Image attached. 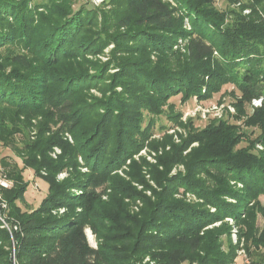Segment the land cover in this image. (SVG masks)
Returning <instances> with one entry per match:
<instances>
[{
	"label": "trees",
	"instance_id": "16d2710c",
	"mask_svg": "<svg viewBox=\"0 0 264 264\" xmlns=\"http://www.w3.org/2000/svg\"><path fill=\"white\" fill-rule=\"evenodd\" d=\"M77 1L0 0V145L24 164L1 159L14 184L0 186L8 205L0 264H232L243 237L249 264H264V227L256 225L264 217V0H229L237 4L229 11L215 0ZM110 44L107 61L89 57ZM229 83L236 112L201 129L170 101L210 98ZM161 117L186 129L179 142L163 124L154 136ZM145 147L163 148L158 164L142 158L156 186L134 158ZM129 159L142 190L117 172ZM26 168L49 183L31 209ZM109 188L111 207L102 199ZM124 196L141 198L142 213L129 214Z\"/></svg>",
	"mask_w": 264,
	"mask_h": 264
},
{
	"label": "rangeland",
	"instance_id": "374dc122",
	"mask_svg": "<svg viewBox=\"0 0 264 264\" xmlns=\"http://www.w3.org/2000/svg\"><path fill=\"white\" fill-rule=\"evenodd\" d=\"M103 2H104V0H78L74 6L76 8H78L82 4H87L90 6H94V5L98 6V5L103 4ZM214 3H215V6L222 11H229L232 8H237V4L236 3H230L229 0H215ZM249 11H250V9H246L245 13H248ZM231 17L232 16L229 15L228 20L231 19ZM185 24H186L185 26H187L188 28H191V25H190L188 18H186ZM113 47H114V44H110L105 49L104 53L98 54V55H89V57L92 59L100 58L103 61H107L110 57L109 56L110 51L112 50ZM7 49H8V47L6 48V46H5V48H3V50L6 52H7ZM116 70L117 69L113 68L110 71L115 72ZM119 89H121V88H119ZM233 89H235L234 84L229 83V84L224 85L221 91L214 93L213 96L210 98L198 99V98L193 97V98H190L189 100H183L182 94L179 93L177 95L172 96L170 98V101L175 103L177 111L183 112L182 120L184 122H188L189 119L192 118L194 121L193 122L194 126L198 129H201V128H204L206 125H208V123L210 121H212L213 119H217V118L223 117L225 115L228 116L229 112L230 113L236 112V108L232 104L234 101V98H233L231 91ZM91 93H93L96 96H102L103 95V93L96 87L91 88ZM214 107H217L218 109H214ZM203 110L206 111L205 115H203ZM40 119H41V116L33 119L34 125L31 128V137L32 138H35V136H36L37 126L35 124H37ZM238 122H240V121H238ZM162 124L167 125L169 127L168 133H174V138H175L176 142L180 141L179 133H186V129L184 127H181L179 124H172V122L169 121L166 117H161L157 121L156 126H155V135L154 136L157 138H161L163 133H164V131H161V125ZM53 129L56 130L57 127H53ZM68 138H69V140L74 141L70 134H68ZM197 144H198L197 142L194 143V145H197ZM242 144L245 145L246 142L242 143ZM167 148H170V147L168 146ZM257 148L264 149V145L263 144H257ZM162 152H163L162 147H160L158 152L156 150H151V149L145 147L139 153L134 155V158L137 160L138 164L142 165L141 169H142L143 174H145L146 178L154 186H156V183L154 182L151 174L149 173L147 165L143 164L142 158L145 157L147 159V161L151 164H158V159L156 158V155L161 154ZM60 153H61V149L58 146H55L54 150L51 152V154L54 157H56ZM3 157H7L11 161H17L21 167H23L24 164H23L22 159L18 156V154L15 151H13V149H11L10 147H5L3 145H0V177L6 178L11 183L10 187H12L14 184V180L12 178L8 177V175H7L8 168L2 166L1 159ZM131 163H132L131 159H129L127 161L126 165H124L123 168L118 169L117 172L121 177L125 178L127 181L132 182V184L135 187H138V189L142 190L144 186L142 184H140L138 181L132 180L131 176H129L128 172L132 169ZM83 170L86 171L87 167H84ZM178 170L184 171L185 170L184 165L181 164V165L175 166L172 173H177ZM24 175H25V179L30 182V185L24 194L25 202H26V205L24 206V208L25 209L36 208L41 204V202L44 200V198L48 195L49 183L46 179L35 176L32 168L24 169ZM66 176H67V172L63 171V172H60L57 177H58V180H62ZM238 186L242 187L243 185L241 183H239ZM10 187H7V188H10ZM181 190L183 191V189H181ZM102 193H103L102 199L105 200L103 203H105L108 207H111V205H112V202L110 201L111 200L110 199V193H112L111 188H109L107 191L105 190ZM146 193H147V195H153L152 191H150L148 189L146 190ZM0 196H2V195H0ZM186 197L188 199H194L195 198L193 196V194H191V193H187ZM116 200L117 199H113V202ZM260 200H261L262 204L264 205V195H261ZM124 201L125 202H123V203H124L125 207L127 208V211L129 214L130 213H132L133 215H135L137 213L141 214L142 211L145 209V203L141 198L130 199V198L124 196ZM213 210H215V209L213 208ZM61 211H64V209L62 208ZM0 213L2 215L1 216L2 218L1 217L0 218L2 220H4L3 212H0ZM227 220H229L231 223H235L233 218H231V217H228ZM220 223H221V221L215 222L214 224H211L209 227L219 226ZM256 225L260 227V230L264 227V217L262 216V214H259V216L256 220ZM237 229L238 228L236 227L232 231L231 238H232L234 243H237L239 240V236L237 234ZM87 234H88V238H89L90 243L96 247L98 245V238H97V235L93 232L91 227L87 228ZM227 240H228V237L226 234H224L222 236V241H227ZM240 241H241V243H240L241 249L238 250L239 254H238V257L236 259V262H234L232 264H249V262L252 260L248 257L247 253L249 251V246L251 245V240L248 241L243 237V238H241ZM224 248L227 249V244L224 246ZM262 250H261V248L258 250L256 249L254 251L255 253H254L253 257H255V259H257L258 257L260 258L259 253ZM150 261H151V259L149 256H147L144 259V263H147ZM153 263L154 262H152V264ZM186 264H189V263H186ZM194 264H198V263L195 262Z\"/></svg>",
	"mask_w": 264,
	"mask_h": 264
},
{
	"label": "built area",
	"instance_id": "2783aa9c",
	"mask_svg": "<svg viewBox=\"0 0 264 264\" xmlns=\"http://www.w3.org/2000/svg\"><path fill=\"white\" fill-rule=\"evenodd\" d=\"M253 106L255 107H259L263 104V97H259V98H254L252 101ZM214 109H218L217 107H214ZM233 109V108H232ZM206 111L203 110V115H205ZM260 146V145H259ZM11 183L4 177H0V186L3 187H10ZM8 207L6 201H4L1 196H0V212L2 209H6ZM1 213H0V217H1ZM2 218V217H1Z\"/></svg>",
	"mask_w": 264,
	"mask_h": 264
}]
</instances>
